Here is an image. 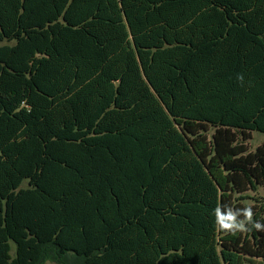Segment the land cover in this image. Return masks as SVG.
Returning <instances> with one entry per match:
<instances>
[{"label":"trees","instance_id":"trees-1","mask_svg":"<svg viewBox=\"0 0 264 264\" xmlns=\"http://www.w3.org/2000/svg\"><path fill=\"white\" fill-rule=\"evenodd\" d=\"M253 132L264 0H0V264H264Z\"/></svg>","mask_w":264,"mask_h":264},{"label":"rangeland","instance_id":"rangeland-1","mask_svg":"<svg viewBox=\"0 0 264 264\" xmlns=\"http://www.w3.org/2000/svg\"><path fill=\"white\" fill-rule=\"evenodd\" d=\"M248 149L251 152H254L258 147H261L264 145V134L259 132H253L251 139L247 142ZM251 198H257L255 200L264 201V192L260 190L259 195H255L254 193H251ZM247 204L249 207H255L256 210L259 209V205L254 200H248ZM12 253H15V247L12 251ZM219 255L222 261V264H236L238 255L231 252L223 251L222 249H219ZM45 264H56L52 261H47ZM254 264H260V263H254Z\"/></svg>","mask_w":264,"mask_h":264}]
</instances>
